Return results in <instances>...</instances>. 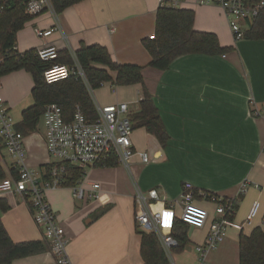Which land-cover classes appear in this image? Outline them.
<instances>
[{
  "label": "crops",
  "instance_id": "crops-1",
  "mask_svg": "<svg viewBox=\"0 0 264 264\" xmlns=\"http://www.w3.org/2000/svg\"><path fill=\"white\" fill-rule=\"evenodd\" d=\"M167 1L194 11L195 30L215 34L221 46L232 51L217 57L183 56L166 71L151 67L143 40L155 35L160 0H85L57 14L60 27L50 13H44L18 33L16 47L22 54L50 46L60 52H76L83 44L101 45L109 49L117 63L143 67L145 88L169 135L162 146L144 128L136 129L132 134L134 150L148 152L153 158L160 154L159 158L144 164L136 156L131 169L116 166L88 171V181L100 184L108 199L104 205L97 201L78 204L69 188L48 192V200L68 236L67 254L72 264H144L140 253L144 231L135 216L140 209L138 195L151 190L159 195V200H150V208L162 213L161 233L165 236L172 235L174 219L181 218L186 184L221 199H238L234 216L238 223L245 221L255 202H260L253 228L264 227V115H258L264 106V41L237 42L225 12L215 0ZM35 28L55 30L51 36L39 38ZM248 29L244 27V31ZM0 87L12 113L32 95L34 78L32 73L20 70L0 78ZM97 91L95 97L102 105L129 103L130 115L139 110L143 96L141 86L106 83ZM26 145L31 168L47 162L44 142L36 146L26 137ZM0 150V163L7 172L11 165L6 163L1 143ZM4 199L11 209L1 218L11 239L18 243L44 241L28 205L18 196ZM196 204L208 211V224L189 232L185 250L174 253V264H239L241 232L233 229L216 250L206 254L203 263L200 261L197 247L205 242L211 222L219 216L209 199L196 197ZM12 264L56 261L48 249Z\"/></svg>",
  "mask_w": 264,
  "mask_h": 264
},
{
  "label": "built area",
  "instance_id": "built-area-1",
  "mask_svg": "<svg viewBox=\"0 0 264 264\" xmlns=\"http://www.w3.org/2000/svg\"><path fill=\"white\" fill-rule=\"evenodd\" d=\"M166 2L167 0H160V6ZM215 2L225 12L237 42L244 39V27H250L264 8V1L252 3L251 0H215ZM6 5L5 0H0V16L6 12ZM171 5L177 7L176 2ZM25 9L26 14L33 18L50 13L60 27L57 20L58 13L52 0H27ZM54 30L55 28L45 31L35 28V33L39 38H47ZM15 49L17 50V47ZM69 52L73 63L50 65L44 71L45 81L48 84H55L71 78L83 80L91 93L97 116L94 119H88L80 106L75 108L73 114L65 113L56 104L46 106L41 119L45 127L42 139L48 160L38 168H31L28 164L26 136L18 130L19 123L15 121L10 109L5 105L0 87V143L12 159L6 178L0 179V199L18 196L28 205L32 218L42 230L44 241L54 256L56 264L72 263L67 254L68 236L47 194L50 191L66 188L64 183L69 177L67 166L83 171L78 184L69 188L74 196L83 201L94 200L104 205L108 203V199L102 194L100 184L88 181L89 170L116 166L131 169L136 156L144 164H149L160 157L158 154L155 159L148 152L134 150L132 142L134 130L130 119L129 103L100 104L95 97L96 90H92L89 85L75 52L72 50ZM59 53L60 51L52 46L36 51L39 59L45 63L58 59ZM258 115H264V106L258 111ZM183 191L181 220L194 230L203 229L209 221L208 211L196 204L195 189L191 184H186ZM243 192L244 190L240 194ZM199 195L204 198L209 197L205 192L199 191ZM138 197L140 209L135 216L138 227L142 231L157 234L171 264H174L172 251L179 246L178 242L172 236L161 233L163 215L150 208V200H159L158 192L151 190L147 195L140 193ZM210 197L209 200L215 204L216 214L219 217L211 222L205 242L197 247L202 263L208 252L216 250L224 242L230 229L242 232L247 228H253L261 210V203L255 202L245 221L238 223L234 221L235 210L232 199L223 202L215 195Z\"/></svg>",
  "mask_w": 264,
  "mask_h": 264
},
{
  "label": "trees",
  "instance_id": "trees-1",
  "mask_svg": "<svg viewBox=\"0 0 264 264\" xmlns=\"http://www.w3.org/2000/svg\"><path fill=\"white\" fill-rule=\"evenodd\" d=\"M6 12L0 16V78L13 72L26 70L32 73L34 104L22 112L18 130L25 136L37 132L45 107L56 104L67 114H73L80 106L88 119L97 116L94 101L88 86L81 79L71 78L55 84H48L44 71L52 64L73 63L69 52H60L58 59L45 63L39 59L35 50L19 53L17 46L18 33L34 18L26 14L27 0H5ZM85 0H52L59 14L69 7ZM264 0H251L259 3ZM195 13L192 10L173 7L168 1L160 6L157 12L155 35L143 40L151 57L150 66L166 71L172 63L187 55L224 56L232 48L222 47L218 37L212 33L198 32L194 28ZM244 39L264 41V8L258 18L245 31ZM75 55L85 71L92 90H98L106 83L116 87L141 86L143 98L139 110L130 115L133 130L144 128L154 135L162 146L168 142L169 135L161 119L159 110L152 95L145 88L143 67L134 64L121 65L113 60L109 49L101 45H82ZM111 168V167H110ZM68 180L64 187H75L83 176V171L67 166ZM6 172L0 163V179L6 178ZM195 197L202 198L195 190ZM208 199L213 194H208ZM217 196V195H215ZM242 194H240L241 198ZM218 197V196H217ZM227 199H222L226 201ZM237 210L238 199L233 200ZM11 209L7 199H0V264H12L14 261L46 252L49 247L45 241L14 242L6 230L1 214ZM236 214V212H235ZM190 227L181 218H175L172 238L178 242L173 253L185 250L189 243ZM140 253L144 264H171L158 236L154 232L142 233ZM239 264H264V227L257 226L250 232L242 231L239 235Z\"/></svg>",
  "mask_w": 264,
  "mask_h": 264
},
{
  "label": "rangeland",
  "instance_id": "rangeland-1",
  "mask_svg": "<svg viewBox=\"0 0 264 264\" xmlns=\"http://www.w3.org/2000/svg\"><path fill=\"white\" fill-rule=\"evenodd\" d=\"M97 91V90H96ZM98 95L99 94V91H97L96 93H95V95ZM33 105V97H32V95L30 94L29 95V97H28V99H27V101L24 103V105L22 106V108L20 107V108H18V109H16V110H13V112H12V115H13V117H14V119H15V121L16 122H21V120H22V112L24 111V110H26V109H28L29 107H31ZM44 134H45V127H44V125H43V121H42V119L40 120V123H39V126H38V129H37V132L36 133H34V134H31V135H29V136H26L27 137V140H30V141H35L36 142V146H38V144L42 141L43 142V136H44ZM3 151V155L5 156V158H6V163L7 164H9V165H11V163H12V159H11V156L8 154V152L5 150V149H3L2 150ZM41 152H42V154H43V149L41 148ZM44 160V159H43ZM47 160H48V156H47ZM121 167H123V166H121ZM89 179V178H88ZM90 180V179H89ZM78 200V201H77ZM76 201H77V203L78 204H80L81 202H92V201H94V200H88V201H82V200H79V199H77ZM150 205L152 206V204H151V202H150ZM173 256H174V253H173Z\"/></svg>",
  "mask_w": 264,
  "mask_h": 264
},
{
  "label": "water",
  "instance_id": "water-1",
  "mask_svg": "<svg viewBox=\"0 0 264 264\" xmlns=\"http://www.w3.org/2000/svg\"><path fill=\"white\" fill-rule=\"evenodd\" d=\"M91 221H88V224L90 223ZM194 231V228L193 227H190V232L192 233Z\"/></svg>",
  "mask_w": 264,
  "mask_h": 264
}]
</instances>
